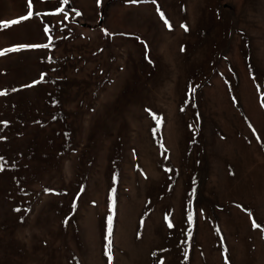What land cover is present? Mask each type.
Returning a JSON list of instances; mask_svg holds the SVG:
<instances>
[{"label": "rangeland", "instance_id": "rangeland-1", "mask_svg": "<svg viewBox=\"0 0 264 264\" xmlns=\"http://www.w3.org/2000/svg\"><path fill=\"white\" fill-rule=\"evenodd\" d=\"M31 3L0 28V264H264V0Z\"/></svg>", "mask_w": 264, "mask_h": 264}, {"label": "snow or ice", "instance_id": "snow-or-ice-1", "mask_svg": "<svg viewBox=\"0 0 264 264\" xmlns=\"http://www.w3.org/2000/svg\"><path fill=\"white\" fill-rule=\"evenodd\" d=\"M131 3H136L138 2V0H130ZM153 2L155 3V0H153ZM64 3H67V0H64ZM97 3L99 4L100 3V0H97ZM28 12L26 15H23L21 16L19 19H14V20H11V21H8V22H5V23H0V28H9L10 26L12 25H17L19 23H21L22 21H27L29 20L32 16H33V11H32V3H31V0H29V3H28ZM59 11H63V9H60ZM159 11V9H158ZM76 15H80L79 12L76 13ZM160 16H161V19L164 20V23L166 26H168L169 28L171 27L169 22L165 19L164 17V14L162 12H160ZM181 27H184L185 28V31H187V28L184 26V25H181ZM49 31L48 28H45V32L47 33ZM21 47H40V45H21V46H18V47H13V48H10V49H6L5 51L7 52H15V51H19ZM43 47H47V45H44ZM183 51V48L181 49ZM0 55H4V52H0ZM41 79H43V77H41ZM34 83H39V81H36ZM32 85H26V87H31ZM192 91H194V89H192ZM3 93H0V95H2ZM159 123V121H158ZM2 167H0V171H2ZM73 207H75V203H73ZM189 221H191V216H189ZM111 223V217L109 218V224ZM169 227H172L173 225L171 223H169L168 225ZM254 227H259V225H256L254 224ZM108 251L109 250H106V254H108ZM109 260H111V256L109 255Z\"/></svg>", "mask_w": 264, "mask_h": 264}]
</instances>
